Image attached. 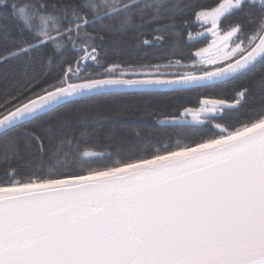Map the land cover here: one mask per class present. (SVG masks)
Returning <instances> with one entry per match:
<instances>
[{"label": "snow or ice", "instance_id": "6c2138e0", "mask_svg": "<svg viewBox=\"0 0 264 264\" xmlns=\"http://www.w3.org/2000/svg\"><path fill=\"white\" fill-rule=\"evenodd\" d=\"M0 8L22 26L0 37V264H264V0ZM146 48L156 51L138 55ZM245 77L253 87L238 89ZM187 92L198 107L144 109L163 130L137 149L141 131L114 101ZM80 101L95 111L70 107ZM189 116L198 139L149 150ZM89 141L129 154L93 167L105 153Z\"/></svg>", "mask_w": 264, "mask_h": 264}, {"label": "trees", "instance_id": "16d2710c", "mask_svg": "<svg viewBox=\"0 0 264 264\" xmlns=\"http://www.w3.org/2000/svg\"><path fill=\"white\" fill-rule=\"evenodd\" d=\"M19 3L24 4L26 0H18ZM199 2L207 3L209 5H214L216 0H199ZM240 14L237 13V16ZM184 14L178 13L177 20L183 19ZM231 19H236V17H232ZM228 21H225L227 24ZM97 27H99L97 25ZM21 24L10 14H8L7 9L0 8V37H3L5 34L10 35L11 37L15 38L20 34L21 31ZM199 29H193L192 31L195 33ZM100 35H104L107 38V33L101 31ZM185 33V38H186ZM27 37V34H25ZM30 39V37H27ZM210 36L208 41L210 40ZM208 41L201 40L198 44L192 45V51L194 52L199 47H204ZM0 47H3L2 41H0ZM156 51L155 48H146L142 49L138 55H143L144 52L152 53ZM52 49L51 46H48L46 49L43 50V54L40 55L39 53L34 54V58L32 61V67L39 70L41 66H43L49 54H51ZM71 55V54H69ZM125 57H121L124 59ZM145 60H150L152 63H166L167 59L163 55L159 60L153 59L150 55L145 56ZM190 62V61H186ZM254 84L253 77H245L236 81V87L242 88L247 86L252 88ZM171 97V98H169ZM198 92H187L182 95L172 96L169 93H162L158 97H137V96H128V97H119L117 98L114 103L119 104L122 110L115 114L118 119L127 122L132 130L139 129L141 131V139H136L133 142L136 144L137 149L142 147H148V145L144 144L143 137L147 134L149 129L155 131L163 130V126L157 125L156 121L161 119L162 117L158 115H153L151 109L149 111H144V109L148 106L151 108H161L165 105L168 109H179L182 107H198V99H199ZM94 104L93 101H80L78 105H72L70 107H79L83 113H92L95 109L92 107ZM257 105L256 103L249 104L248 108H255ZM105 127H111V125H105ZM194 123H188L187 126L178 127L175 129H167L168 132H175L177 134L169 136H161L159 139L153 137L150 142V151H156L160 148H163L166 144H176L179 143L181 145L189 143L192 139H198L199 137H193L189 135L191 132L194 131ZM130 135V133H129ZM90 146V150L95 151H102L105 153L104 157L102 158H95V164L93 167H103L105 165H114L121 161L122 158L126 157L129 153L127 151H122L118 144L115 141H104L99 145H94L91 141L88 142Z\"/></svg>", "mask_w": 264, "mask_h": 264}, {"label": "rangeland", "instance_id": "374dc122", "mask_svg": "<svg viewBox=\"0 0 264 264\" xmlns=\"http://www.w3.org/2000/svg\"><path fill=\"white\" fill-rule=\"evenodd\" d=\"M210 40H211V38H210ZM210 40L208 41V43L210 42ZM208 43H207V44H208ZM207 44H206L204 47H206ZM187 121H188V123H194V122L191 120V117H190V116L187 118Z\"/></svg>", "mask_w": 264, "mask_h": 264}]
</instances>
